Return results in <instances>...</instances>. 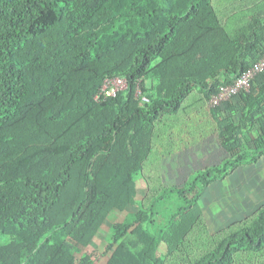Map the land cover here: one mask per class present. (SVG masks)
Instances as JSON below:
<instances>
[{
	"label": "trees",
	"instance_id": "trees-1",
	"mask_svg": "<svg viewBox=\"0 0 264 264\" xmlns=\"http://www.w3.org/2000/svg\"><path fill=\"white\" fill-rule=\"evenodd\" d=\"M234 2L225 17L214 0H0V264H96L87 248L112 211L131 205L105 264H235L264 251V206L205 251L186 244L203 190L264 155V72L236 102L211 108L221 163L183 185L144 174L184 100L197 92L187 108L207 105L264 52V21L238 24ZM115 75L128 89L96 101ZM139 175L149 199H138ZM171 193L177 208L166 205Z\"/></svg>",
	"mask_w": 264,
	"mask_h": 264
},
{
	"label": "rangeland",
	"instance_id": "rangeland-1",
	"mask_svg": "<svg viewBox=\"0 0 264 264\" xmlns=\"http://www.w3.org/2000/svg\"><path fill=\"white\" fill-rule=\"evenodd\" d=\"M228 1L230 0H214L215 6L217 5L218 8L224 10L227 13L225 17L230 15L228 14L230 12V8L228 7L227 4ZM233 7H234V14L236 15L235 19L238 24L248 23L253 19V17L258 18L261 21H264V0H235V2L233 3ZM224 11L223 13H225ZM228 25L234 27V23H229ZM144 80L146 83V87L148 89L150 88L153 89L155 87L156 81L152 73L146 75ZM198 94L199 93L196 92L195 95L194 92H192L184 100L183 107L180 109V111L177 114L178 117H181L182 115H184L185 112L190 110L187 108V106H189L190 104L196 101L195 99ZM209 108H210L209 105L207 106L205 105L203 111L207 112L208 117L210 119H213L214 116L211 115V111H209L211 109ZM223 114L227 115L226 111ZM240 117H241L240 113L234 115L235 119H239ZM257 136L258 133L253 134L254 138H256ZM218 141L222 144L221 139H218ZM224 155H228V153L225 152V150H224ZM222 160L219 163H221ZM164 162H165V158L162 159L160 157V153L154 145V147H152L148 155L147 160L144 162V174H152L153 175L152 179L154 180H156L157 177H160L164 185L167 186L183 185L185 181L188 179L190 173L189 174L168 173L166 172V167L162 168V166H165ZM145 178H147V176H145ZM145 178L141 175L137 177V184L139 189L138 199H144V198L149 199V196L152 195L151 193H149L150 191L147 190V182ZM148 193L149 196H147ZM217 193H218V198L216 197V195L214 196L212 194L211 195L205 194L202 197L201 194L200 203L203 209V219L201 222L198 223V225H196V227L190 233L186 241L187 247L191 250L192 248H199L198 249L199 251H205L206 249L212 247L214 241L218 239L219 234L229 231L232 227H234L237 224L236 222H238L239 220H246V221L249 220L256 214L257 210L260 207L264 206V198L262 199L260 198V203L256 205L254 211L248 216L244 215L245 218H241L239 216H236V212L233 209V206H230V204L227 203L226 192L222 188H219L216 194ZM215 197L217 198V200L214 199ZM181 204H182V200L177 196V194L171 193L166 196V205L168 207L177 208ZM135 210H137V207L135 205H131L125 211L115 210L109 214L105 224L100 229L97 237L93 240L92 244L87 248L88 251H91L95 255H97L96 264H105L111 254L110 251H107L106 246H107V238L112 230L113 224L117 221H122L125 218L128 211H135ZM163 248L164 247H162V249ZM236 258L237 259L235 264H264V251L258 254L241 253Z\"/></svg>",
	"mask_w": 264,
	"mask_h": 264
},
{
	"label": "crops",
	"instance_id": "crops-1",
	"mask_svg": "<svg viewBox=\"0 0 264 264\" xmlns=\"http://www.w3.org/2000/svg\"><path fill=\"white\" fill-rule=\"evenodd\" d=\"M204 107L191 105L190 110L177 118L158 140L156 148L160 157L165 158L162 168L166 167V172L189 174L215 165L228 156L224 155L225 149L218 141L217 121L208 117ZM226 113L229 115L228 111ZM219 188L226 192V201L233 206L236 216L245 218L244 215L251 214L260 198H264V155L258 162L241 166L226 179L210 184L203 190L202 197L212 194L218 198L216 192Z\"/></svg>",
	"mask_w": 264,
	"mask_h": 264
},
{
	"label": "built area",
	"instance_id": "built-area-1",
	"mask_svg": "<svg viewBox=\"0 0 264 264\" xmlns=\"http://www.w3.org/2000/svg\"><path fill=\"white\" fill-rule=\"evenodd\" d=\"M262 72H264V52L261 53L258 51L256 57L251 61V66L238 76L233 83L221 85L219 90L212 94L207 105H209L211 109L222 106L228 101L238 100L241 94L251 91L253 81L256 76ZM128 87L129 81L125 76H107L95 95V100L98 102L105 101L127 90ZM136 96L140 98L143 103L150 100L143 92V88L140 84L137 86Z\"/></svg>",
	"mask_w": 264,
	"mask_h": 264
}]
</instances>
